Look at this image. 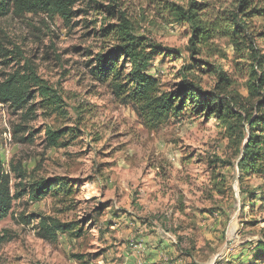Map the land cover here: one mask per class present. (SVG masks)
<instances>
[{
	"label": "rangeland",
	"instance_id": "1",
	"mask_svg": "<svg viewBox=\"0 0 264 264\" xmlns=\"http://www.w3.org/2000/svg\"><path fill=\"white\" fill-rule=\"evenodd\" d=\"M88 1L73 8L69 23L45 15L0 20V84L32 70L60 95L66 112L38 111L22 120L0 105V166L21 168L36 179L62 177L72 185L71 196L60 202L48 197L13 203L0 223V264H143L144 238H164L173 247L159 264H237L233 258L240 252L264 242V175L238 177L247 127L233 142L215 119L185 111L149 130L112 85L89 75L86 62L119 45L113 34L122 26L121 13L134 36L173 52L150 62L159 91L174 90L188 66L202 88L212 89L217 79L208 64L224 72L229 90L256 116L254 102L247 101V66L224 39L192 55L187 27L165 10V2L175 0H93L116 5L114 16ZM253 24L259 32L262 23ZM257 43L264 52V39ZM17 124L27 130L13 136ZM48 128L72 133L59 148H48ZM30 216L74 222L82 233L41 239L37 221H21Z\"/></svg>",
	"mask_w": 264,
	"mask_h": 264
},
{
	"label": "trees",
	"instance_id": "2",
	"mask_svg": "<svg viewBox=\"0 0 264 264\" xmlns=\"http://www.w3.org/2000/svg\"><path fill=\"white\" fill-rule=\"evenodd\" d=\"M80 1L83 0H0V20L8 16L45 15L69 23L77 13L73 8ZM88 2L94 10L116 15V5ZM226 2H229L228 7L222 5ZM165 5L173 21L187 27L192 55L206 49L213 41L228 42L234 57L247 66V101L254 102L256 116L248 113L242 107L240 96L229 90L231 83L224 72L208 64L204 65L217 79L212 89L202 88L190 72L194 67L188 66L179 74L174 90L159 91L156 79L150 74V62L156 56L173 57V52L134 36L121 13L118 15L122 26L113 34L119 45L88 60L89 75L99 83L112 85L114 93L125 104L135 107L149 130H156L166 117H179L185 111L206 120L215 119L233 142L241 139V129L246 126L248 135L237 164L238 177L264 175V52L258 49L257 43L264 39V0H175ZM254 20L262 23L259 32L253 26ZM102 32L104 36L110 34L108 29ZM4 55L0 51V56ZM126 65L129 72L124 75ZM0 105L14 115L20 113L22 120L32 119L38 111H45L47 115L66 114L60 95L32 70H28L27 75L9 76L0 84ZM26 130L22 125L12 126L13 136ZM44 133L47 147L59 148V141L72 130L48 128ZM224 165L228 164L224 162ZM71 194L72 185L65 178L36 179L21 168L12 166L6 171L0 166V223L9 217L13 203L22 198L38 202L50 197L60 202ZM254 199L255 196H251L249 202ZM20 218L26 225L37 221V235L41 239L46 236L55 239L57 234L80 237L82 233L74 222H50L48 218L33 216ZM251 252L247 264L264 262V242H257Z\"/></svg>",
	"mask_w": 264,
	"mask_h": 264
},
{
	"label": "crops",
	"instance_id": "3",
	"mask_svg": "<svg viewBox=\"0 0 264 264\" xmlns=\"http://www.w3.org/2000/svg\"><path fill=\"white\" fill-rule=\"evenodd\" d=\"M147 239L148 238H144L145 248L142 246L143 250L140 252V253H143L142 254L143 258H144L143 264H159V262L161 260H163V261L167 260V256H171V254L173 255V253H174L173 247L168 245L169 242L166 239H164V238H156L154 240H147ZM139 241H141V239ZM254 246H255V244L251 246L252 247L251 250L254 248ZM133 248L136 249L135 247H133ZM251 253H252L251 251L240 252V254L236 258H233V260L237 264H247L248 260L251 256ZM133 256H135V255L133 254ZM135 257H132V259L129 258V260L131 262H135V260H136ZM254 264H264V262L263 263L258 262V263H254Z\"/></svg>",
	"mask_w": 264,
	"mask_h": 264
},
{
	"label": "built area",
	"instance_id": "4",
	"mask_svg": "<svg viewBox=\"0 0 264 264\" xmlns=\"http://www.w3.org/2000/svg\"><path fill=\"white\" fill-rule=\"evenodd\" d=\"M140 247V246H139Z\"/></svg>",
	"mask_w": 264,
	"mask_h": 264
}]
</instances>
